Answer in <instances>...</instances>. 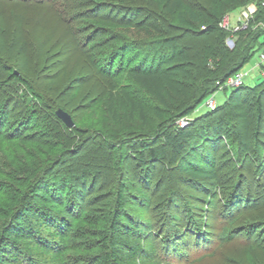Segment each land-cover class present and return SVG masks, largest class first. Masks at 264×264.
<instances>
[{
  "label": "rangeland",
  "instance_id": "1",
  "mask_svg": "<svg viewBox=\"0 0 264 264\" xmlns=\"http://www.w3.org/2000/svg\"><path fill=\"white\" fill-rule=\"evenodd\" d=\"M183 1L196 10H218L221 16L228 13L232 26L240 18L244 21L237 33L227 37L229 49L235 48L239 32L251 28L249 22L259 5V0ZM171 7L168 0H0V111L6 116L5 128L19 120L26 123H22L23 134L16 141H0V155L9 163H27L34 168L42 164L44 169L53 166L55 173L66 174L74 168L89 170L82 217L112 210L117 187L125 186L130 198L128 211L133 216L128 214L145 223L151 232L147 244L156 250V260L161 264H264V115L257 127L255 110L251 115L248 105H238L243 101L232 104V111L240 109L243 114L238 117L240 128L242 125L244 130L247 123L251 131L247 141L239 135L240 142H247L237 164L242 167L235 165L239 152L224 130V144L208 142L204 148L192 143L197 152L204 151L200 160L214 166L217 175L215 179L194 180L179 167L163 171L160 162L152 164L131 157L146 148H138L144 140L148 144L156 141L155 146L162 142L166 125L154 109L163 105L128 71L107 77L98 70L99 55L106 56L134 42L152 47L169 37L188 46V50L192 46L198 50L203 37L183 34L178 21L168 15ZM250 9L255 11L247 17ZM130 21L138 23L137 28L127 26ZM251 26V34L260 29L259 41H264V22ZM102 41V52L89 47ZM86 42L90 45H84ZM137 50L135 54L141 55ZM167 50L164 57L169 56ZM258 53L238 70L247 74L243 82L249 86L264 77V68L257 63ZM129 58L131 65L137 66L132 61L134 55ZM187 67V71H194V67ZM172 75L183 81L181 75ZM226 81H218V89L177 123L189 126L211 102L213 108L224 103L237 88L227 86ZM188 82L192 85L190 79ZM1 91L7 97L3 98ZM240 95L244 97L245 93ZM261 95L264 111V93ZM177 96L167 100L175 115L182 109ZM9 98L15 103L9 111H3L2 102ZM253 102L250 100L251 110ZM58 109L72 116L74 127H66L56 114ZM65 139L67 143L56 149L59 153L49 157L47 149L52 142ZM253 145L256 155L250 152ZM100 152L113 158L107 156L100 161ZM171 155L166 154L162 162L167 164ZM6 167L0 164L1 171ZM20 177L26 175L21 173ZM32 178L34 183L36 179ZM0 183L5 184L0 196L6 200L24 181L0 177ZM240 186L244 188L241 194ZM195 224L198 230H193ZM168 233L173 236L170 241Z\"/></svg>",
  "mask_w": 264,
  "mask_h": 264
},
{
  "label": "trees",
  "instance_id": "2",
  "mask_svg": "<svg viewBox=\"0 0 264 264\" xmlns=\"http://www.w3.org/2000/svg\"><path fill=\"white\" fill-rule=\"evenodd\" d=\"M168 2L172 6L168 10V15L178 21L183 34L203 37L198 50H195L194 46L188 50V46L185 47L176 38L168 37L156 41L152 47L145 42H138L137 45L134 44L135 42L127 44L126 47L119 48L106 56L99 55L96 63L101 74L107 77L125 71L137 76L142 85L163 105L162 108L154 109L158 119L166 125V130L161 134L162 142L158 146H155L157 142L154 140L149 141V144L148 140H144L143 144L138 143L140 144L138 148H146L140 150L139 154L131 155L132 158L152 164L160 162L163 171L169 170L170 166L179 167L186 176L194 180L215 179L217 176L215 167L200 160L204 151L200 152L199 149L197 152L192 143L204 148L208 142L216 141L217 144H224L223 138H226L224 134L227 131L232 138L231 143L239 152V157L235 160L237 166L240 163V154L243 155L247 148V142L244 144L240 142L239 135L241 134L247 141L251 131L247 129L249 128L247 123L244 125V130L242 125L240 128L238 117H243V114L240 109L235 112L230 107L236 101H243L238 105L240 107L248 105L246 109L250 110L251 115L255 110L253 116L258 127L264 115L261 95L264 93V77L255 85L249 86L244 83L235 88L236 90L224 103L199 114L192 119L191 125L181 127L177 122L195 111L211 93L215 92L218 89L216 84L218 81L223 82L237 73L261 48L264 42L259 41L262 33H257L260 29H256L253 36L251 32L254 27L251 25L264 22V0H259L254 18L249 22L251 28L237 34L236 46L233 49L226 46V39L233 32L220 26L222 18L228 13L221 16L218 10L211 12L206 9L196 10L186 5L183 0H168ZM137 24L130 21L127 26L137 28ZM103 42H100L101 45L99 42L92 45L86 42L84 45H90L91 49L102 52L105 46ZM135 49H140L137 51L142 54H135ZM166 49H170L168 57L163 56ZM125 53H128L129 57L134 55L132 61L137 66L131 65L130 58L126 57ZM193 57L196 60H193ZM187 66H190V69L194 67V71L192 73L187 71ZM262 67L264 68V65ZM172 74L181 75L183 81L173 77ZM189 79L192 85H189ZM30 85L35 87L31 83ZM7 92L15 95L11 91L7 90ZM254 92H258L259 95H255ZM241 93H245V96L242 97ZM1 94L3 98L7 97L6 92L1 91ZM174 94L178 95L177 105L182 106L179 115L174 114L173 106L167 101ZM252 99L254 108L251 110ZM131 102L133 103L132 99ZM12 103H15L13 98L2 102V110L9 111L13 106ZM5 119L6 116L0 111V141H8V144H11L23 134L26 123L19 120L9 123L5 128ZM219 129H222L220 133ZM66 140L52 142L47 149L49 157L57 155L59 150L56 149L67 143ZM145 143L148 145L144 146ZM166 147L169 151L165 149ZM169 152L172 155L165 164L162 161ZM250 152L256 155L254 145ZM99 155H102L101 152ZM107 156L103 152L100 161ZM108 157L113 158V155ZM6 160L7 158L0 155V164L7 166L5 170H8H0V177L20 183L24 181V183L14 191L13 197L4 200L0 196V264H161L156 260V250L147 244L151 232L146 229L145 223L136 220L128 211L130 198L125 186L120 184L117 187L112 210L104 213H88L82 217L85 203L83 195L86 192L84 186L89 170L74 168L66 174L55 173L53 166L44 169L41 167L42 164H39L34 168L27 163L14 161L9 163ZM13 162L15 164H12ZM241 167L237 166V168ZM21 173L26 175L25 180L18 178ZM31 178H35L36 181L33 183ZM4 186L5 184L0 183V191L5 189ZM241 189L240 194L244 192V188ZM228 199L231 201L233 198L229 196ZM196 228L198 230V226L193 230ZM167 237L169 241L173 238L170 233ZM68 250L82 252L68 253Z\"/></svg>",
  "mask_w": 264,
  "mask_h": 264
},
{
  "label": "built area",
  "instance_id": "3",
  "mask_svg": "<svg viewBox=\"0 0 264 264\" xmlns=\"http://www.w3.org/2000/svg\"><path fill=\"white\" fill-rule=\"evenodd\" d=\"M254 11H255L254 9H250L249 12H246L247 17H249L250 14ZM243 23H244V21H242V19L240 18L238 21V24L236 26H232L230 15H226L222 19L220 26L224 29L231 30L234 33L240 29V27L242 26ZM257 61H258L257 63H259L260 65H264V42H263V45L261 46V48L259 49ZM246 75L239 73V72L235 73L234 75L230 76L227 79V81H226L227 86L239 87V86L243 85L244 84L243 79ZM213 107H214V104H213V102H211V104H209V108H213ZM183 123H184V121L182 120V124Z\"/></svg>",
  "mask_w": 264,
  "mask_h": 264
},
{
  "label": "water",
  "instance_id": "4",
  "mask_svg": "<svg viewBox=\"0 0 264 264\" xmlns=\"http://www.w3.org/2000/svg\"><path fill=\"white\" fill-rule=\"evenodd\" d=\"M56 114L64 122V124L67 127H69V128L74 127V125H75L74 120L68 112H66L63 109H58Z\"/></svg>",
  "mask_w": 264,
  "mask_h": 264
}]
</instances>
